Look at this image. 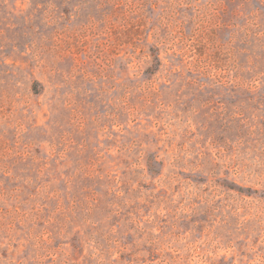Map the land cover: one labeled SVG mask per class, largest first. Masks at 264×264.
<instances>
[{"label": "rangeland", "instance_id": "1", "mask_svg": "<svg viewBox=\"0 0 264 264\" xmlns=\"http://www.w3.org/2000/svg\"><path fill=\"white\" fill-rule=\"evenodd\" d=\"M0 264H264V0H0Z\"/></svg>", "mask_w": 264, "mask_h": 264}]
</instances>
